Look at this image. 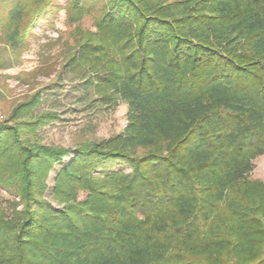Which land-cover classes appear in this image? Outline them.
<instances>
[{
    "label": "trees",
    "instance_id": "obj_1",
    "mask_svg": "<svg viewBox=\"0 0 264 264\" xmlns=\"http://www.w3.org/2000/svg\"><path fill=\"white\" fill-rule=\"evenodd\" d=\"M57 0H0L22 51ZM98 13L79 53L127 125L72 148L29 137L59 118L42 91L0 123V264H264V0H66ZM85 193L83 200L79 196ZM21 208L19 209V207Z\"/></svg>",
    "mask_w": 264,
    "mask_h": 264
},
{
    "label": "rangeland",
    "instance_id": "obj_2",
    "mask_svg": "<svg viewBox=\"0 0 264 264\" xmlns=\"http://www.w3.org/2000/svg\"><path fill=\"white\" fill-rule=\"evenodd\" d=\"M66 0H57L56 9L38 21L28 37V44L15 52L3 36L4 20L0 18V123L14 108L42 91L41 105L28 118L45 112H57L59 118L40 127L29 139L32 143L72 148V153L50 172L45 198L56 209H63L53 197L58 171L75 154L81 142H104L121 133L128 119V105L115 99L106 89L98 72L79 53L78 46L86 33L96 31L98 13L69 21ZM4 9L0 3V17ZM250 178L264 182V155L257 157ZM85 193L79 196L85 198ZM13 197L2 191L0 205L11 211ZM21 206L19 207V209Z\"/></svg>",
    "mask_w": 264,
    "mask_h": 264
},
{
    "label": "built area",
    "instance_id": "obj_3",
    "mask_svg": "<svg viewBox=\"0 0 264 264\" xmlns=\"http://www.w3.org/2000/svg\"><path fill=\"white\" fill-rule=\"evenodd\" d=\"M126 125H127V121H126L125 124H124V128L126 127Z\"/></svg>",
    "mask_w": 264,
    "mask_h": 264
}]
</instances>
